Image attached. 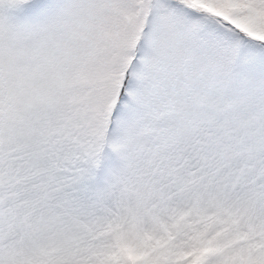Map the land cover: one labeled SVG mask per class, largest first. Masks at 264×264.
I'll use <instances>...</instances> for the list:
<instances>
[{"label":"snow or ice","instance_id":"snow-or-ice-1","mask_svg":"<svg viewBox=\"0 0 264 264\" xmlns=\"http://www.w3.org/2000/svg\"><path fill=\"white\" fill-rule=\"evenodd\" d=\"M0 264H264V0H0Z\"/></svg>","mask_w":264,"mask_h":264}]
</instances>
